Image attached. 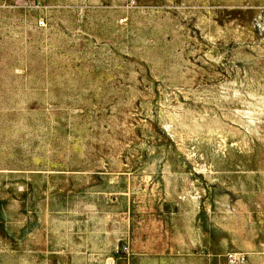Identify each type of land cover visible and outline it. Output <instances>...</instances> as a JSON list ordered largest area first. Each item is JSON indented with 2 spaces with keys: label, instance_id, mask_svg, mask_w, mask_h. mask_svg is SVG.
Listing matches in <instances>:
<instances>
[{
  "label": "rangeland",
  "instance_id": "1",
  "mask_svg": "<svg viewBox=\"0 0 264 264\" xmlns=\"http://www.w3.org/2000/svg\"><path fill=\"white\" fill-rule=\"evenodd\" d=\"M264 264V0H0V264Z\"/></svg>",
  "mask_w": 264,
  "mask_h": 264
},
{
  "label": "built area",
  "instance_id": "2",
  "mask_svg": "<svg viewBox=\"0 0 264 264\" xmlns=\"http://www.w3.org/2000/svg\"><path fill=\"white\" fill-rule=\"evenodd\" d=\"M227 261L229 264H242L243 263V258L238 257L236 255H228L227 256Z\"/></svg>",
  "mask_w": 264,
  "mask_h": 264
}]
</instances>
